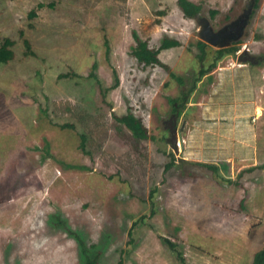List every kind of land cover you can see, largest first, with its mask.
Masks as SVG:
<instances>
[{
	"label": "rangeland",
	"instance_id": "obj_1",
	"mask_svg": "<svg viewBox=\"0 0 264 264\" xmlns=\"http://www.w3.org/2000/svg\"><path fill=\"white\" fill-rule=\"evenodd\" d=\"M189 1L195 19L177 0H0V264H84L54 217L97 264H181L163 240L185 264H251L264 246V0L195 85L199 21L217 31L250 0ZM133 33L179 42L158 55L168 70L136 63Z\"/></svg>",
	"mask_w": 264,
	"mask_h": 264
},
{
	"label": "trees",
	"instance_id": "obj_2",
	"mask_svg": "<svg viewBox=\"0 0 264 264\" xmlns=\"http://www.w3.org/2000/svg\"><path fill=\"white\" fill-rule=\"evenodd\" d=\"M259 0H254V7L253 10L257 8V3ZM38 8H42V4H38ZM177 7L179 10L182 12L183 16L187 19H195L196 17L199 16L201 7L199 5L194 4L193 2L189 0H177ZM216 12L212 11L211 12V18L214 17ZM30 18L35 17V11H31L29 14ZM134 43L135 45L132 47L130 55L135 59L136 63L141 66L142 68H147V67H154L158 66L161 67L165 70H168V67L164 65L163 63L160 62L158 55L161 51L163 50H169L172 48L179 47L180 44L176 40H172L169 38H163L162 41L160 42V46L157 49H152L148 46L146 41H143L140 39L136 33L132 34ZM23 45L25 48V55L26 56H33L34 53L31 51L30 44L27 40L23 39ZM236 43V42H235ZM235 43L232 44L231 47L225 48V49H220V50H212L209 49V51H206L207 45L204 44L203 42H198V50L200 53V60H208V69H200L198 73V78L195 80L194 85L196 82H198L201 78H203L207 73L210 72L212 68H214L219 60H221L224 56L234 54L237 51V48L235 46ZM14 43L10 39H5L2 44L0 45V64H6L10 62L13 57L14 53L12 51ZM214 56V57H212ZM91 77H94L93 74L90 75ZM174 77L173 75H171ZM176 80L181 84L182 80L179 77H174ZM117 85V80L115 81ZM192 91V87L190 89V92ZM188 97V93H182L180 97V103L176 99L172 100V109L174 113L179 115V107H183L184 103H186ZM115 121L121 125H123L132 135V137L136 140H146L148 139V135L146 133V129L144 128L143 124L141 121L137 118H135L131 113H127L124 116L121 117H115ZM69 127L67 125H63L62 128ZM81 138V147L83 148L84 142H85V137L80 136ZM175 159L172 157L171 162L168 163L165 166V169L168 170L171 168V166L174 164ZM205 168L211 170L213 173H217L218 168L215 165H203ZM53 224L55 227L62 229L64 232H66L69 236L73 237L79 248V254L81 256L82 260H85L84 264H97V260L99 258L98 255H90L91 250H89L86 245L84 240L81 238V236L76 233L71 231L69 227L66 225V223L59 218L53 219ZM170 249L176 252L177 258L181 264H185L183 258L181 257L180 252L176 249V246L169 242L168 240H163ZM251 264H264V246L256 251L253 255L252 262Z\"/></svg>",
	"mask_w": 264,
	"mask_h": 264
},
{
	"label": "water",
	"instance_id": "obj_3",
	"mask_svg": "<svg viewBox=\"0 0 264 264\" xmlns=\"http://www.w3.org/2000/svg\"><path fill=\"white\" fill-rule=\"evenodd\" d=\"M253 7L254 0H250L246 5V9L236 20L230 22L217 31H213L207 20H200V31L198 33L200 42H203L204 44L209 45L216 50L231 47L233 43L237 42L243 36L244 30L248 25L250 16L252 14ZM243 61L251 62L250 59Z\"/></svg>",
	"mask_w": 264,
	"mask_h": 264
},
{
	"label": "flooded vegetation",
	"instance_id": "obj_4",
	"mask_svg": "<svg viewBox=\"0 0 264 264\" xmlns=\"http://www.w3.org/2000/svg\"><path fill=\"white\" fill-rule=\"evenodd\" d=\"M243 57V56H242ZM244 58V57H243ZM178 116V115H177Z\"/></svg>",
	"mask_w": 264,
	"mask_h": 264
}]
</instances>
